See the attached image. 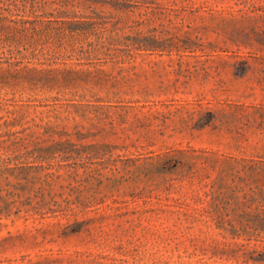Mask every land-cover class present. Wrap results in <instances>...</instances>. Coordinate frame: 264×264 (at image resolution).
Wrapping results in <instances>:
<instances>
[{"label":"rangeland","instance_id":"obj_1","mask_svg":"<svg viewBox=\"0 0 264 264\" xmlns=\"http://www.w3.org/2000/svg\"><path fill=\"white\" fill-rule=\"evenodd\" d=\"M0 264H264V0H0Z\"/></svg>","mask_w":264,"mask_h":264}]
</instances>
